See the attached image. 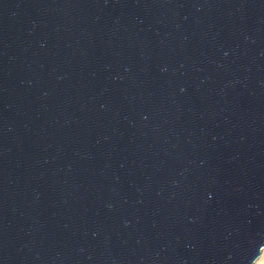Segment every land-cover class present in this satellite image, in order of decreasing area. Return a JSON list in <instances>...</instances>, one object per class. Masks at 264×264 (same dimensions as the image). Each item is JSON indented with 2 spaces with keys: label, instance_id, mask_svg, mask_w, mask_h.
<instances>
[{
  "label": "water",
  "instance_id": "1",
  "mask_svg": "<svg viewBox=\"0 0 264 264\" xmlns=\"http://www.w3.org/2000/svg\"><path fill=\"white\" fill-rule=\"evenodd\" d=\"M264 0H0V264H254Z\"/></svg>",
  "mask_w": 264,
  "mask_h": 264
},
{
  "label": "bare ground",
  "instance_id": "2",
  "mask_svg": "<svg viewBox=\"0 0 264 264\" xmlns=\"http://www.w3.org/2000/svg\"><path fill=\"white\" fill-rule=\"evenodd\" d=\"M254 264H264V247L262 248L261 253L255 260Z\"/></svg>",
  "mask_w": 264,
  "mask_h": 264
}]
</instances>
